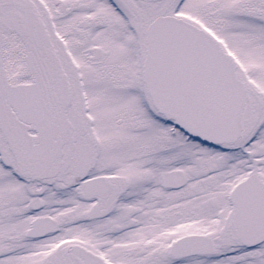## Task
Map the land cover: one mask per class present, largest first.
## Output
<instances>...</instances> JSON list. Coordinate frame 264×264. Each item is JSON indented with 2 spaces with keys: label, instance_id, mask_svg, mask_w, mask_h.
Listing matches in <instances>:
<instances>
[{
  "label": "snow or ice",
  "instance_id": "snow-or-ice-1",
  "mask_svg": "<svg viewBox=\"0 0 264 264\" xmlns=\"http://www.w3.org/2000/svg\"><path fill=\"white\" fill-rule=\"evenodd\" d=\"M0 264H264V0H0Z\"/></svg>",
  "mask_w": 264,
  "mask_h": 264
}]
</instances>
